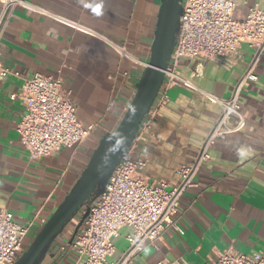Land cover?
<instances>
[{
	"label": "crops",
	"instance_id": "crops-1",
	"mask_svg": "<svg viewBox=\"0 0 264 264\" xmlns=\"http://www.w3.org/2000/svg\"><path fill=\"white\" fill-rule=\"evenodd\" d=\"M26 1L108 40L22 7L4 29L0 63L11 75L0 77V211L11 212L21 223L34 220L32 237L41 230L39 222L50 219L76 184L101 140L121 125L152 56L162 0ZM234 1L241 15L255 5L264 10V0ZM110 42L130 57L120 55ZM252 55L243 46L235 59L185 58L178 71L198 89L228 98ZM37 73L60 76L78 119L96 129L77 149L32 160L17 131L25 110L11 96ZM257 75L240 99L246 127L212 148L211 159L196 177L197 187L186 191L174 216L177 228L168 227L156 245L128 264H206L226 251L264 253V53ZM168 95L167 107L138 142L134 158L145 162L149 182L175 186L180 183L178 170L197 157L221 107L186 86L172 87ZM78 217L41 264H82L73 249H59L73 238ZM132 234L131 228L121 229L110 262L123 258Z\"/></svg>",
	"mask_w": 264,
	"mask_h": 264
},
{
	"label": "built area",
	"instance_id": "built-area-1",
	"mask_svg": "<svg viewBox=\"0 0 264 264\" xmlns=\"http://www.w3.org/2000/svg\"><path fill=\"white\" fill-rule=\"evenodd\" d=\"M18 7L108 41L89 28L49 13L26 0H0V40ZM111 45L120 55L130 57L123 47ZM243 46L251 49L253 55L228 98H219L198 89L178 71L182 59H235ZM263 53L264 10L258 5L248 8L241 15L234 0H184L180 34L154 105L142 121L134 143L122 157L104 192L90 207L85 219V212L82 211L78 233L59 249H73L82 264H128L146 247L156 245L168 227L177 228L174 216L186 191L197 187L196 177L211 159L212 148L217 141L226 140L246 127L240 99L247 85L258 80L257 68ZM9 75L11 71L0 63V77L7 78ZM176 86L196 89L208 101L219 105L221 113L202 141L194 161L178 170L180 183L175 186L165 182L151 183L143 173L145 162L134 158L135 149L145 132L152 128L161 110L167 107L168 92ZM11 99L19 100L24 107L25 113L17 131L32 160L52 156L65 148L77 149L96 129L95 125H84L78 119L71 92L64 89L60 76L34 74L25 79L21 91L13 94ZM46 223L47 220L42 219L40 227ZM35 225L34 220L21 223L11 212L0 211V264H15L19 260ZM123 228L133 229V234L127 237L129 247L119 262H110L116 252L114 241ZM206 264H264V253L246 255L226 251Z\"/></svg>",
	"mask_w": 264,
	"mask_h": 264
},
{
	"label": "water",
	"instance_id": "water-1",
	"mask_svg": "<svg viewBox=\"0 0 264 264\" xmlns=\"http://www.w3.org/2000/svg\"><path fill=\"white\" fill-rule=\"evenodd\" d=\"M183 4L184 0H162L152 56L121 125L116 132L106 134L101 140L76 184L15 264H41L67 226L82 211L85 212V219L90 207L104 192L122 157L134 143L142 121L163 86L165 71L170 65L180 34ZM80 227L81 222L73 238Z\"/></svg>",
	"mask_w": 264,
	"mask_h": 264
},
{
	"label": "rangeland",
	"instance_id": "rangeland-1",
	"mask_svg": "<svg viewBox=\"0 0 264 264\" xmlns=\"http://www.w3.org/2000/svg\"><path fill=\"white\" fill-rule=\"evenodd\" d=\"M70 227V225L68 226V228ZM37 235V234H36ZM36 235H32V237L29 235V237L26 239V243L24 246V250L28 248V246L31 244V242L34 240V238L36 237ZM61 235L58 237V239H60Z\"/></svg>",
	"mask_w": 264,
	"mask_h": 264
},
{
	"label": "trees",
	"instance_id": "trees-1",
	"mask_svg": "<svg viewBox=\"0 0 264 264\" xmlns=\"http://www.w3.org/2000/svg\"><path fill=\"white\" fill-rule=\"evenodd\" d=\"M81 214H82V212L80 213V215L79 216H81ZM79 218V217H78Z\"/></svg>",
	"mask_w": 264,
	"mask_h": 264
}]
</instances>
